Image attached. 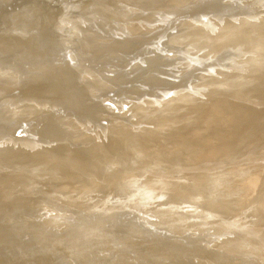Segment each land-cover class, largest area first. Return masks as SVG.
<instances>
[{"label": "water", "instance_id": "1", "mask_svg": "<svg viewBox=\"0 0 264 264\" xmlns=\"http://www.w3.org/2000/svg\"><path fill=\"white\" fill-rule=\"evenodd\" d=\"M0 264H264V0H0Z\"/></svg>", "mask_w": 264, "mask_h": 264}]
</instances>
